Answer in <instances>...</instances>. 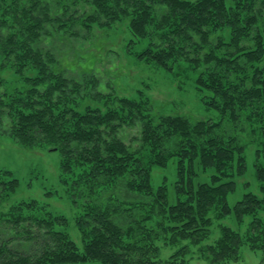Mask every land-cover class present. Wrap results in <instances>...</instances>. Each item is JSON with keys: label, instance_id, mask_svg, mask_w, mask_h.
Returning <instances> with one entry per match:
<instances>
[{"label": "trees", "instance_id": "1", "mask_svg": "<svg viewBox=\"0 0 264 264\" xmlns=\"http://www.w3.org/2000/svg\"><path fill=\"white\" fill-rule=\"evenodd\" d=\"M116 22L128 44L147 42L138 60L194 72L219 121L156 112L144 96L94 92L92 72L67 74L44 45L55 32L76 34L78 23L91 31ZM0 58L28 72L16 88L0 80V122L9 119L8 134L23 147L59 151L71 192L86 205L79 247L34 212L36 201L3 209L19 183L10 173L0 178V264H238L242 246L260 251L255 264H264V0H0ZM79 96L93 102L79 108ZM239 118L251 142L221 131ZM136 124L137 143H126L121 130ZM249 145L262 157L260 193L245 181L230 204ZM171 160L173 190L154 186L153 167Z\"/></svg>", "mask_w": 264, "mask_h": 264}, {"label": "rangeland", "instance_id": "2", "mask_svg": "<svg viewBox=\"0 0 264 264\" xmlns=\"http://www.w3.org/2000/svg\"><path fill=\"white\" fill-rule=\"evenodd\" d=\"M85 3V2H84ZM80 2L85 10H90L89 5ZM76 34H63L55 32L47 39V48L54 51L57 56L59 69L65 70L69 75L74 73L92 72L97 77L94 84V92L103 94H118L133 98L147 97L153 103L156 112L181 114L192 120L219 121V113L215 108L208 107L204 99L205 93L195 88L193 78L195 73L186 70L181 63L173 64L172 71H167L153 63L138 60L136 52L146 46L147 42L128 44L130 38L128 30L123 23H114L109 28L92 26L91 31L85 30L79 23L75 24ZM4 62L0 58V80L8 86H22L24 77L14 72L11 62ZM9 91L12 89H8ZM90 90V89H88ZM3 92L4 89H1ZM84 94H86L83 91ZM87 96V95H86ZM76 101L79 108H84L90 98ZM8 118L0 122V178L18 180V188L3 205L5 209L11 202L36 201L34 212L54 220V227L65 229L70 237L80 247L82 245L81 230L78 220L84 215L86 205L81 198L71 192L72 178L65 176L60 168L61 155L59 151L49 147L35 146L23 147L8 134ZM220 129L224 133L233 134L236 131L243 141H249L250 131L241 118L236 122L224 120ZM140 125L126 126L121 130V137L126 143L135 144L140 131ZM254 135V134H253ZM252 145L247 146L245 172L237 178V192L230 196V204L233 203L248 181L250 188L259 191L260 183L255 178V161L262 157H256ZM166 167H153L151 182L154 186L167 183L173 190V182L176 178L173 160ZM264 163V161H262ZM200 171V169H199ZM199 180L205 181V175H200ZM264 184V182H263ZM260 193V191H259ZM170 198L174 199V193L170 192ZM225 223H229L224 219ZM218 227H214L213 236L217 235ZM197 247V246H193ZM169 250L164 249L165 255ZM242 257L238 264H255L260 259V251L253 252L247 246L241 247ZM193 264H199L196 258ZM202 263V262H201ZM64 264H100L98 261L73 262Z\"/></svg>", "mask_w": 264, "mask_h": 264}]
</instances>
